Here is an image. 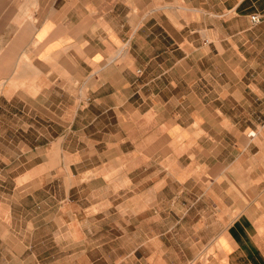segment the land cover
<instances>
[{
    "label": "crops",
    "instance_id": "obj_1",
    "mask_svg": "<svg viewBox=\"0 0 264 264\" xmlns=\"http://www.w3.org/2000/svg\"><path fill=\"white\" fill-rule=\"evenodd\" d=\"M254 126L264 130V0H0V186L11 158H37L34 170L59 149L87 161L82 174L98 169L106 190L132 189L144 206L145 264H202L191 262L201 222L219 245L208 264H264ZM49 202L2 196L0 222L16 206L52 220ZM10 247L0 253H19Z\"/></svg>",
    "mask_w": 264,
    "mask_h": 264
},
{
    "label": "rangeland",
    "instance_id": "obj_2",
    "mask_svg": "<svg viewBox=\"0 0 264 264\" xmlns=\"http://www.w3.org/2000/svg\"><path fill=\"white\" fill-rule=\"evenodd\" d=\"M258 128L250 127L247 132L252 131L254 135L264 132L263 127H260L262 130ZM57 153L62 156L46 158L47 169L41 170L33 169L37 158L10 159L11 169L5 180L9 183L8 189L0 186V198L23 197L26 201L37 199L45 202L47 207L49 200L56 198L58 211L52 220L47 216L41 222H34L31 214L25 216L22 206H16L12 215L14 220L10 225L0 222V243L3 248L12 246L14 248H10L19 253L11 255L1 252L0 264L18 261L23 264H145L146 259L150 260L152 254L147 251L151 250V244L144 242L146 210L144 206H137L135 191L125 188L106 190L102 178L96 175L98 169L82 174L83 168L87 170L89 167L87 161L85 165L80 158L66 157L60 149ZM92 160L97 162L96 158ZM106 179L127 185L117 172L106 176ZM250 179V182L258 183L261 188L258 191L264 210V174L251 173ZM14 185H18V191H14ZM94 200L101 203L87 206ZM87 212L94 214L89 217H95V221L86 218ZM98 217L100 220L97 221ZM138 219L143 221L138 222ZM165 224L154 222L153 230L160 232ZM212 224L200 223L203 243L194 253L191 262L208 264L212 257L217 256L215 248L219 245H216V239L209 237ZM38 225L39 228H33ZM185 225L191 230L198 229V223L187 222ZM136 229L141 231L142 237H136ZM136 246L138 248L133 253ZM159 256L160 252L157 256L155 254V258Z\"/></svg>",
    "mask_w": 264,
    "mask_h": 264
},
{
    "label": "built area",
    "instance_id": "obj_3",
    "mask_svg": "<svg viewBox=\"0 0 264 264\" xmlns=\"http://www.w3.org/2000/svg\"><path fill=\"white\" fill-rule=\"evenodd\" d=\"M249 19L252 23H259L262 19L261 15H259L258 13H252L249 15ZM249 135H254V132H249Z\"/></svg>",
    "mask_w": 264,
    "mask_h": 264
}]
</instances>
